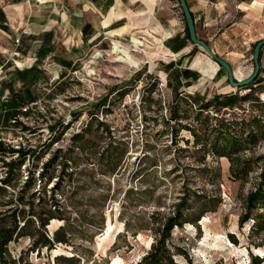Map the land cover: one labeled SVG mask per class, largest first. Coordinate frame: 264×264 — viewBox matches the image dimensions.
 I'll return each mask as SVG.
<instances>
[{
  "label": "rangeland",
  "instance_id": "rangeland-1",
  "mask_svg": "<svg viewBox=\"0 0 264 264\" xmlns=\"http://www.w3.org/2000/svg\"><path fill=\"white\" fill-rule=\"evenodd\" d=\"M9 1L0 0V5L4 7ZM187 2L199 39L207 42L220 58L229 61L233 71L240 66L252 69L254 44L264 38V0ZM117 3L125 18H114L110 29L117 30L127 24V14L133 17L136 29L121 36L109 34L80 58L64 55L68 65L63 62L59 47L63 48L62 41L70 40L69 36L73 38L71 31L56 27L49 36H33L48 44H34L38 47L29 54L32 48L27 44L28 34L18 28L12 33L0 28V65L6 63L4 68L0 67V140L7 149L5 153L0 152V178L5 176L4 163L16 164L8 186L0 184L5 189V192L0 191V202L7 203L15 197L28 172L39 192L45 182L46 196H49L47 191L53 188L57 175H63L61 169H64L55 197L67 204L68 210V204L72 203L76 211L86 212L88 217L102 213L104 226V229L93 228L71 219L70 227L78 230L72 235L74 246L58 244L50 252L41 249L37 255L36 250H29V239L22 238L9 244L11 256L25 252L29 264H53L55 255L70 256L80 251L89 258L86 264H135L149 250L153 229L171 214L172 205L186 185L190 193L206 191L211 198L220 193L221 203L211 202L206 206L196 224L173 228V243L188 250V259L176 256L177 263L249 264L252 253L264 255V245L262 249L255 248L261 243L260 238L264 244V232L252 233V221L242 227L238 225L239 198L250 185L241 186L233 181L229 177L228 161L213 156H207L206 162L212 170L219 167L220 180L215 185L207 184L195 169L193 159L199 155L191 146L189 133L180 131L176 146H170L169 131L164 123L174 89L183 96L197 94L204 98L226 93L229 90L225 71L219 67L210 79L192 68L197 57L208 55L185 40V23L177 0H154L153 22L147 28L161 43L146 37L144 19L135 17L138 11L145 9L142 0H117ZM8 15L6 23L13 27L30 19L18 16L14 10ZM132 34L138 39H132ZM16 37L20 38L17 46ZM23 46L25 52H19ZM167 51L172 56H168ZM260 67L264 69V47ZM184 70L196 76L185 79ZM260 77L264 79V74ZM29 84L37 100L9 110L10 93L23 94ZM260 88L264 90V82ZM258 97L264 102V91L258 93ZM25 106H30L29 114L21 116V108ZM94 119L104 122L111 135L127 143L117 174L106 173L97 159V152H101L100 148L105 147L109 138L103 134V138L92 144L98 133ZM87 126L86 138L91 142L79 150L73 136L83 133ZM187 139L188 150L176 151L186 147ZM146 145L151 147L150 152H146ZM166 146L169 147L165 149ZM13 149L33 153L20 163L21 155L11 153ZM59 149V157L48 169L52 177L40 183L38 174L42 165ZM257 150L264 152V142ZM145 153L150 159L142 162ZM64 161L68 164L66 169L62 165ZM71 172L73 175L68 176ZM197 211H200L199 206L193 204L187 214L194 216ZM62 224L50 221L47 232L51 234ZM228 234L234 235L236 244L228 240ZM101 258L105 261L99 263L97 260Z\"/></svg>",
  "mask_w": 264,
  "mask_h": 264
},
{
  "label": "trees",
  "instance_id": "trees-1",
  "mask_svg": "<svg viewBox=\"0 0 264 264\" xmlns=\"http://www.w3.org/2000/svg\"><path fill=\"white\" fill-rule=\"evenodd\" d=\"M185 1L188 5L187 0ZM191 15L194 21L193 14L191 13ZM184 36L185 40L189 41L186 26ZM205 43L208 45L207 42ZM5 66L6 63L0 65L1 68ZM261 73L264 74V69L260 67L258 75L248 86L232 88L227 83L228 92L216 93L210 98H204L197 94L183 96L177 92V89H174L173 98L167 110L168 115L164 121L167 127L166 131L168 130L170 135V146H176L180 131L184 130L189 133L192 138L191 146L194 148V152L199 155L193 159L197 165L195 169L200 177L203 176L202 178L207 184L215 185L220 180L219 167L212 170L208 168L206 162L207 156H213L217 159L225 158L228 161L229 177L233 181L239 182L241 186L250 185L245 194L239 198L241 212L238 216V225L242 227L245 223L252 221L250 230L256 234L264 232V152L257 150L264 142V102L258 97V93L264 91L260 88L264 82V79L260 77ZM192 76H196L195 73L189 70L183 71L185 79ZM30 86L31 84L26 86L23 94L10 93L11 98L7 101L9 110H13L16 105L28 104L37 100L32 95ZM94 121L98 133L97 138L92 140V144L103 138V134L109 138L105 147L100 148L101 152H97V159L105 168L106 173L114 175L116 172L117 174V171L121 169L120 165L126 153L127 143L115 135H111L112 132L104 122L96 119ZM88 132L87 126L83 133L73 136V140L77 143L75 147L79 150L90 144V139L86 138ZM184 143L186 147L177 148L176 151L186 152L189 139ZM168 147L166 146L165 149ZM151 150V147L146 145V152ZM0 152H7L1 140ZM10 152H16L18 156L21 155V159L18 161L20 163L22 159L26 156L29 158L33 153V151L23 152L20 149H13ZM60 153L59 149L53 154L54 157L50 161L42 165L38 174L40 183L44 180L48 181L52 177L48 174V169L57 160ZM148 159L150 157L148 153H145L141 161L144 162ZM4 165L5 176L0 178V184L8 186L10 175L16 164L9 161ZM62 165L65 169L68 166L66 161L62 162ZM61 173L63 175H57L53 188L47 191L50 193L49 196H46L45 182L39 192V189L34 188L35 181L32 180V175L28 172L23 185L16 191L15 197L7 203L0 202V264H29L26 261L27 254L25 252H21L17 257H12L9 250L11 242H17L22 238L29 239V250L32 252L36 250L37 255L40 254L41 249L50 252L58 244L74 246L72 245V235L78 233V230L70 227L71 219H73L72 222H85L93 228L104 229L102 213L88 217L86 212L76 211V207L72 203L68 204L70 207L68 210L67 204L61 203L55 197V191H59L65 174L64 169H61ZM140 173L141 169L138 171V174ZM67 175L72 176L73 172ZM0 191L5 192L4 187H0ZM190 192V190H186L185 185L178 201L172 205L171 214L164 217L162 222L153 229L154 237L149 245V250L135 264H178L176 256L188 259V250L183 245H175L172 241L173 228H182L186 223L196 224L203 216L206 206L211 202L216 205L221 203L220 193L211 198L206 191ZM37 193L39 194L36 197ZM42 193L43 196H41ZM126 193L127 191L124 195ZM61 195H63L62 192ZM193 204H197L200 211H197L194 216L188 215ZM4 206L8 207L3 209ZM73 213L74 217H72ZM94 218H97L96 222L93 221ZM50 221H59L63 224L49 234L47 227L50 225ZM125 226L128 231V220L125 222ZM227 238L230 242L237 243L233 234H228ZM260 240L261 243L255 245V248L262 249L263 239L260 238ZM78 252L76 255L70 256L55 255L52 259L53 264H86L89 258L84 252ZM97 261L101 263L105 260L101 258ZM248 263L264 264V255L252 253Z\"/></svg>",
  "mask_w": 264,
  "mask_h": 264
},
{
  "label": "crops",
  "instance_id": "crops-1",
  "mask_svg": "<svg viewBox=\"0 0 264 264\" xmlns=\"http://www.w3.org/2000/svg\"><path fill=\"white\" fill-rule=\"evenodd\" d=\"M142 2L145 5V9L138 11L135 17L137 19H144V35L155 42L161 43L147 28L153 22L151 15L154 0H142ZM13 10L20 17L23 16L25 18V16H29V21L24 22L22 20L17 27L8 25L6 23V16L8 17L9 12H13ZM123 15L117 0H10L4 7L0 5V28L11 33L18 28L24 34H28L26 38H30V40L27 44L32 48L31 51L27 50L29 54L33 53L34 49L38 47V45L34 44H42L43 46L44 44H48V41L44 39L40 40L39 38L35 39L33 36L41 34L49 36L48 33L56 27H61L64 31L69 30L73 33L71 34L73 38L69 36L70 40L62 41L63 48L59 47L60 54L61 56L70 54L72 58L77 59L85 52H89L90 49L96 47L102 40H106L109 34L121 36L124 33H131V31L136 29L133 17L130 14L126 15L127 24L117 30L110 29L114 18L122 20L125 18ZM87 16L91 18L88 19ZM153 31L159 32L160 30L153 29ZM132 39L136 40L138 38L135 37V34H132ZM144 39L146 40V38ZM19 50V52L24 53V46ZM213 51L216 53L215 50ZM167 54L168 56H172L168 51ZM233 55L237 54L233 53ZM63 56V62L68 65L67 58ZM204 57H197L192 62V68L197 69L204 77L211 79L218 71L219 66L209 56ZM227 63L231 66L229 61ZM237 69H241L242 72L244 71L243 77L240 79L245 78L244 76L247 77L251 71V68L243 66Z\"/></svg>",
  "mask_w": 264,
  "mask_h": 264
},
{
  "label": "water",
  "instance_id": "water-1",
  "mask_svg": "<svg viewBox=\"0 0 264 264\" xmlns=\"http://www.w3.org/2000/svg\"><path fill=\"white\" fill-rule=\"evenodd\" d=\"M180 7L182 16L184 18V23L188 31L189 41L192 45L196 46L202 50L206 55H208L219 67L225 71L226 81L232 88H243L248 86L253 82V80L258 75L260 64H259V54L260 50L264 47V38L257 41L254 44L252 51V69L247 77L243 79H237L234 75V71L225 60L220 58L203 40L199 39L196 34L195 23L193 21L191 11L185 0H177Z\"/></svg>",
  "mask_w": 264,
  "mask_h": 264
},
{
  "label": "built area",
  "instance_id": "built-area-1",
  "mask_svg": "<svg viewBox=\"0 0 264 264\" xmlns=\"http://www.w3.org/2000/svg\"><path fill=\"white\" fill-rule=\"evenodd\" d=\"M20 43V38L19 37H16L14 39V44L17 46L18 44ZM21 116H24V115H28L29 114V110H30V106H25L23 108H21Z\"/></svg>",
  "mask_w": 264,
  "mask_h": 264
},
{
  "label": "bare ground",
  "instance_id": "bare-ground-1",
  "mask_svg": "<svg viewBox=\"0 0 264 264\" xmlns=\"http://www.w3.org/2000/svg\"><path fill=\"white\" fill-rule=\"evenodd\" d=\"M239 68V67H238ZM235 73V77L238 79H240L241 77H243V72H242V70L241 69H237L236 71H234ZM244 75H245V73H244ZM244 77H246V76H244ZM243 79V78H242Z\"/></svg>",
  "mask_w": 264,
  "mask_h": 264
}]
</instances>
